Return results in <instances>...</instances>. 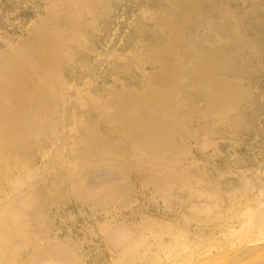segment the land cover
Returning <instances> with one entry per match:
<instances>
[{
    "label": "rangeland",
    "instance_id": "374dc122",
    "mask_svg": "<svg viewBox=\"0 0 264 264\" xmlns=\"http://www.w3.org/2000/svg\"><path fill=\"white\" fill-rule=\"evenodd\" d=\"M263 131L264 0H0V264H264Z\"/></svg>",
    "mask_w": 264,
    "mask_h": 264
},
{
    "label": "water",
    "instance_id": "95a60500",
    "mask_svg": "<svg viewBox=\"0 0 264 264\" xmlns=\"http://www.w3.org/2000/svg\"><path fill=\"white\" fill-rule=\"evenodd\" d=\"M264 246V240H258L251 243H248L244 246H241L237 249H235L225 260V263H228L230 260H232L234 257L238 256L239 254H242L244 252H247L249 250L255 249L257 247Z\"/></svg>",
    "mask_w": 264,
    "mask_h": 264
},
{
    "label": "trees",
    "instance_id": "16d2710c",
    "mask_svg": "<svg viewBox=\"0 0 264 264\" xmlns=\"http://www.w3.org/2000/svg\"><path fill=\"white\" fill-rule=\"evenodd\" d=\"M19 17L20 18H27V19H32V17H33V14H31L30 12H28V11H22V13L21 14H19ZM263 133H264V131H263ZM247 143H249L248 141H247Z\"/></svg>",
    "mask_w": 264,
    "mask_h": 264
}]
</instances>
